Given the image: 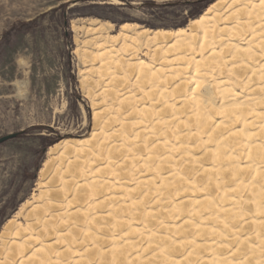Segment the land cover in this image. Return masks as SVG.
Masks as SVG:
<instances>
[{
  "label": "bare ground",
  "instance_id": "1",
  "mask_svg": "<svg viewBox=\"0 0 264 264\" xmlns=\"http://www.w3.org/2000/svg\"><path fill=\"white\" fill-rule=\"evenodd\" d=\"M190 25L99 38V78L133 81L103 92L88 136L49 147L44 205L6 221L0 264H264V0Z\"/></svg>",
  "mask_w": 264,
  "mask_h": 264
},
{
  "label": "rangeland",
  "instance_id": "2",
  "mask_svg": "<svg viewBox=\"0 0 264 264\" xmlns=\"http://www.w3.org/2000/svg\"><path fill=\"white\" fill-rule=\"evenodd\" d=\"M214 1L0 0V138L10 136L0 142V231L9 218L24 222L23 211L44 205L49 147L88 136L103 92L132 83L120 68L110 84L99 78L97 41L124 22L149 31L190 28ZM152 47L131 40L127 48L148 61Z\"/></svg>",
  "mask_w": 264,
  "mask_h": 264
},
{
  "label": "water",
  "instance_id": "3",
  "mask_svg": "<svg viewBox=\"0 0 264 264\" xmlns=\"http://www.w3.org/2000/svg\"><path fill=\"white\" fill-rule=\"evenodd\" d=\"M10 136H5V137H2L0 138V142L3 141V140H6L7 138H9Z\"/></svg>",
  "mask_w": 264,
  "mask_h": 264
},
{
  "label": "trees",
  "instance_id": "4",
  "mask_svg": "<svg viewBox=\"0 0 264 264\" xmlns=\"http://www.w3.org/2000/svg\"><path fill=\"white\" fill-rule=\"evenodd\" d=\"M50 145V144H49ZM48 146V145H47Z\"/></svg>",
  "mask_w": 264,
  "mask_h": 264
}]
</instances>
